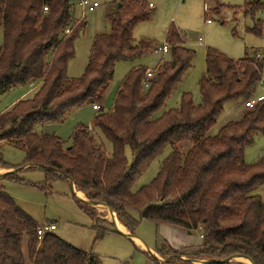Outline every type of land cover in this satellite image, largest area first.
Wrapping results in <instances>:
<instances>
[{
    "label": "trees",
    "instance_id": "16d2710c",
    "mask_svg": "<svg viewBox=\"0 0 264 264\" xmlns=\"http://www.w3.org/2000/svg\"><path fill=\"white\" fill-rule=\"evenodd\" d=\"M74 1L0 0L4 33L0 97L17 87L35 88L31 98L0 115V139L24 150L22 167L42 170L47 184L69 178L89 201L108 206L132 236L144 220L200 233L201 245L187 250L158 238L154 251L163 259L171 258L166 264L237 256L264 264V155L255 164L245 162L255 136L264 135V102L224 125L216 136L209 135L227 102L246 100L254 93L263 78L262 63L248 56L235 60L209 48L206 73L199 82L201 102L195 103L193 94L186 92L178 108L154 118L183 83L196 54L172 25L165 40L170 58L155 68L150 87L144 88L148 69L133 68L117 91L113 109L94 116L92 128L100 140L81 125L65 148L61 138L37 128L64 121L87 103L101 102L116 65L139 60L156 47L155 42H137L133 37L135 27L152 17L149 4L123 0L108 16L110 33L94 39L85 73L71 79L68 69L75 44L87 27L85 20L76 18ZM262 9V0H247L244 12L254 18ZM248 32L262 36V22L258 20ZM183 143L192 146L183 152ZM167 149L172 151L156 177L134 191ZM0 167L9 168L3 159ZM75 199L94 220L96 240L108 235L94 208ZM38 225L0 187V264H27V258L31 264H101L54 233L39 241Z\"/></svg>",
    "mask_w": 264,
    "mask_h": 264
},
{
    "label": "rangeland",
    "instance_id": "374dc122",
    "mask_svg": "<svg viewBox=\"0 0 264 264\" xmlns=\"http://www.w3.org/2000/svg\"><path fill=\"white\" fill-rule=\"evenodd\" d=\"M97 1L102 6L87 15L85 20L87 27L75 44L76 55L70 62L68 69V76L71 79H77L85 73L94 39L99 35L110 33L111 25L108 22V16L123 0ZM145 1L148 4L152 3L155 8H150L152 13L150 21L142 22L135 27L134 40L137 42L143 40L155 42V49L163 47L166 44V33L173 25L184 35V45L196 52L192 68L186 73L183 84L168 99L164 109L156 114L154 118L160 117L163 112L169 109L178 108L184 92L192 93L195 103L199 104L201 102L199 82L206 73L205 59L209 48L235 60L246 56L255 57L262 63V77L264 79V9L253 18L244 12L247 0ZM262 2L264 3V0ZM258 20L263 25V35L260 37L248 32V29L253 28ZM3 42L4 33L3 30H0V49ZM154 50L141 58L142 60L121 62L116 65L114 78L105 91L103 100L96 103L101 105V111L109 112L113 109L117 91L126 75L135 65H141L147 68L148 71L153 70L155 74V68L158 64L163 59L170 58L169 54L156 53ZM27 90L26 87H17L1 96L0 115ZM260 93L261 90L258 89L257 95ZM32 96L33 94H30L28 98ZM244 102V99L227 102L217 125L209 135L216 136L219 130L228 122L240 120L247 110L244 107ZM96 113L97 111L93 109V104L90 102L74 109L64 121L39 126L37 132L58 136L64 141L65 148H68L72 144V135L76 128L84 125L95 133L97 140H100L101 135L92 128ZM191 146V143H183L180 148L183 152H186ZM171 151V149H167L162 156L152 163L136 183L134 191L151 183L156 177L161 163ZM263 155L264 135L259 133L255 136L254 144L246 151L245 162L249 165L255 164ZM0 159H3L9 166V168L0 167V174H5L0 179V187L14 199L23 212L31 216L38 224L56 223L58 225L56 231L58 235L72 244L92 252L100 258L102 264H155L150 258L149 251L144 252L141 250L130 238L111 233L101 240H96L94 220L79 207L68 181L55 180L47 184L45 173L38 168L29 169L27 167L16 174L15 172L25 165L26 153L24 150L0 139ZM12 173L16 176L6 177ZM91 207L96 211L100 226L106 229L109 227L115 228L112 219L106 214L107 207L94 205H91ZM114 214L117 216L116 213ZM183 230L170 225L156 226L154 223L144 220L137 229L136 237H139L150 249L154 248L158 238L160 241L166 239L172 247L183 250L192 249V247H183L185 245L200 243V241L202 243L198 231H187L188 234ZM25 254L28 257L27 250ZM156 255L161 258L158 254ZM161 259L165 261L167 258ZM234 262L245 264L238 261ZM166 263L163 262V264ZM27 264H31L28 258Z\"/></svg>",
    "mask_w": 264,
    "mask_h": 264
},
{
    "label": "built area",
    "instance_id": "2783aa9c",
    "mask_svg": "<svg viewBox=\"0 0 264 264\" xmlns=\"http://www.w3.org/2000/svg\"><path fill=\"white\" fill-rule=\"evenodd\" d=\"M101 6H102V4L97 0H75L74 1V10L76 12V18L79 21L86 20V17L88 14L95 12L96 9L100 8ZM44 11L47 12L48 7H44ZM208 22L210 23L211 21L209 20ZM69 32H70V30L67 29L66 33L69 34ZM154 51L156 53H161V54L166 55L169 53V46H167L165 44V46L160 47V48H156ZM155 75H156V73L154 74L153 70H149L147 72L146 81L144 83L145 89H148L150 87L153 79L155 78ZM257 89L261 90V93L259 95H257ZM262 102H264V79L263 78L259 82L254 93L249 98H247L245 100L244 107H245V109H248V110L253 109V108H255V106L257 104L262 103ZM93 109L96 111H101L102 107L99 104H94ZM56 230H57L56 224H53V223L39 224L38 228H37L38 240L42 241L43 238L47 234L54 233Z\"/></svg>",
    "mask_w": 264,
    "mask_h": 264
},
{
    "label": "crops",
    "instance_id": "0c3cea01",
    "mask_svg": "<svg viewBox=\"0 0 264 264\" xmlns=\"http://www.w3.org/2000/svg\"><path fill=\"white\" fill-rule=\"evenodd\" d=\"M149 7L151 8V9H154L155 7L152 5V3H149ZM86 29V28H85ZM182 36H183V41H184V44H185V37H184V35L182 34ZM186 46V45H185ZM187 47V46H186ZM240 59H242V58H240ZM140 60H142V59H140ZM139 66H141V65H135V67L134 68H137V67H139ZM116 69V68H115ZM133 69V68H132ZM185 79V78H184ZM184 82V81H183ZM183 84V83H182ZM180 87V86H179ZM257 91H258V89H257ZM35 92V88H31V89H28L27 91H25V92H23L21 95H20V97L18 98V99H16L15 101H13L12 103H11V105H9V107H7L3 112H5V111H7V110H9L11 107H13L18 101H20V100H22V99H27L28 98V96L30 95V94H33ZM184 93H186V92H184ZM183 93V94H184ZM182 94V95H183ZM93 105H94V103H92ZM96 111V110H95ZM99 111H97V113H98ZM96 113V114H97ZM229 123V122H228ZM27 167H29V166H27ZM27 167H25V169L27 168ZM3 170H6V169H3ZM24 170V169H23ZM3 175H5V174H0V177L1 176H3ZM70 187H71V185H70ZM71 190H72V193H73V195L77 198V199H79V200H88L87 199V197H86V195L83 193V192H81V191H78L77 189H76V187L74 188V190L72 189V187H71ZM79 195H82V196H79ZM117 217V216H116ZM118 218V217H117ZM53 224H56V223H53ZM95 225V224H94ZM56 226L58 227V225L56 224ZM118 227V226H117ZM125 227V226H124ZM120 229V228H119ZM107 230H109L110 231V233L109 234H111V233H116V234H119V235H122V236H125V237H127V238H130L131 239V241H133V243L137 246V247H139L141 250H143L144 252L147 250V247H146V245L143 243V241L139 238V237H131L130 235V232L127 230V228L125 227V230H116V228H112V227H109V228H107ZM57 231V230H56ZM56 231L54 232V234H56L57 236H59L61 239H63L64 241H66L67 243H69V244H71V245H73L74 247H76V248H79V249H81V250H83V251H85V252H87L89 255H92V257L93 258H96V259H98L99 261H100V258L99 257H97L96 255H94V254H92V252H89V251H87V250H85V249H83V248H80V247H78V246H76V245H74V244H72L71 242H69V241H67L66 239H64V238H62L60 235H58L57 233H56ZM183 231H185V232H187L186 230H183ZM188 233V232H187ZM108 234V235H109ZM189 234V233H188ZM95 235L97 236V231L95 230ZM107 236V235H106ZM200 238L202 239V237L200 236ZM95 239H96V237H95ZM166 240V239H165ZM157 243V242H156ZM199 245H201V241H200V243H198V242H196L195 244H192V245H185V246H183V247H185V248H190V247H197V246H199ZM156 246V245H155ZM155 246H154V248H155ZM183 247H180V248H183ZM154 248L153 249H151L154 253H156L155 251H154ZM175 249H179V248H175ZM24 251H25V253H26V249H24ZM157 254V253H156ZM183 260H186V257H184L183 258ZM101 262V261H100ZM192 263H196V262H193L192 261ZM199 262H197V264H198ZM102 264V263H101ZM159 264H163V263H160L159 262Z\"/></svg>",
    "mask_w": 264,
    "mask_h": 264
},
{
    "label": "water",
    "instance_id": "95a60500",
    "mask_svg": "<svg viewBox=\"0 0 264 264\" xmlns=\"http://www.w3.org/2000/svg\"><path fill=\"white\" fill-rule=\"evenodd\" d=\"M40 167H43V166H40ZM23 169H25V167H22V168H20L19 169V171H21V170H23ZM63 175V174H62ZM65 176V175H64ZM2 177H4V175L3 176H1L0 177V179L2 178ZM68 180H69V183H70V185H71V187H72V189L74 190V188H75V185H74V183H73V181L71 180V179H69L68 178ZM82 201H84V200H82ZM84 202H86V203H88V204H90V205H94V206H104V207H107L108 208V210H110V212L112 213V214H114L115 212L112 210V209H110L108 206H106V205H104V204H102V203H98V202H91V201H89V200H85ZM113 223V225H114V227L116 228V230H120L118 227H117V224H116V222H112ZM131 237H135V236H132V235H130ZM147 247V246H146ZM147 250L149 251V253L155 258V259H157L158 261H160V262H168L171 258H167L165 261H163L161 258H159L150 248H148L147 247ZM235 258H245V257H241V256H237V257H233V258H229V259H225V260H202V261H193V262H200V263H202V264H222V263H228V262H233V261H235ZM247 259V258H246ZM249 260V259H248ZM253 264V263H252Z\"/></svg>",
    "mask_w": 264,
    "mask_h": 264
},
{
    "label": "bare ground",
    "instance_id": "6f19581e",
    "mask_svg": "<svg viewBox=\"0 0 264 264\" xmlns=\"http://www.w3.org/2000/svg\"><path fill=\"white\" fill-rule=\"evenodd\" d=\"M79 196H82V195H79ZM106 214H108L110 219H112L111 221L116 222L118 228H120L121 230H125L124 225L117 219L115 214H112L110 210L108 209H106ZM235 261L243 262L245 264H252V262L246 258H235ZM198 264H201V263L199 262Z\"/></svg>",
    "mask_w": 264,
    "mask_h": 264
}]
</instances>
